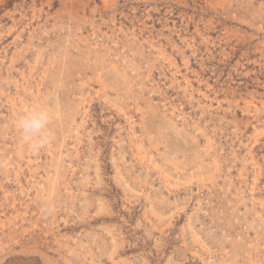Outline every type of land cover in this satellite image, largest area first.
<instances>
[{
	"label": "rangeland",
	"instance_id": "rangeland-1",
	"mask_svg": "<svg viewBox=\"0 0 264 264\" xmlns=\"http://www.w3.org/2000/svg\"><path fill=\"white\" fill-rule=\"evenodd\" d=\"M0 264H264V0H0Z\"/></svg>",
	"mask_w": 264,
	"mask_h": 264
},
{
	"label": "clouds",
	"instance_id": "clouds-1",
	"mask_svg": "<svg viewBox=\"0 0 264 264\" xmlns=\"http://www.w3.org/2000/svg\"><path fill=\"white\" fill-rule=\"evenodd\" d=\"M55 119L51 108L37 105L20 114L14 121V127L25 145L33 152H39L51 146L56 139L52 127ZM46 211L51 213L53 209Z\"/></svg>",
	"mask_w": 264,
	"mask_h": 264
}]
</instances>
